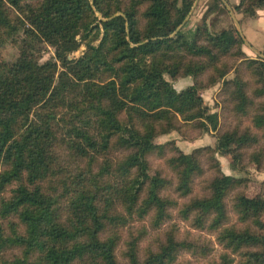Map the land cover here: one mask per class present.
Masks as SVG:
<instances>
[{
    "label": "trees",
    "instance_id": "1",
    "mask_svg": "<svg viewBox=\"0 0 264 264\" xmlns=\"http://www.w3.org/2000/svg\"><path fill=\"white\" fill-rule=\"evenodd\" d=\"M193 1L0 0V47L21 33L18 59L0 61V218L16 219L8 232L0 224V251L20 255L0 264H175L181 251L210 253L170 230L143 260L138 238L128 243L127 262L116 255L128 220L149 213L155 225L170 219L177 202L163 192L189 195L206 151L231 153L235 164L247 153L264 169V60L245 54L234 25L208 29L206 17L220 0L185 38L176 28ZM261 8L264 0L233 6L239 21ZM77 35L87 48L72 60ZM43 44L54 49L46 60ZM165 74L192 83L176 90ZM215 84L235 119L223 131L219 111H209L201 95ZM245 119L261 134L242 126ZM172 130L183 137L215 131V144L185 159L172 142L154 141ZM169 151L175 184L159 170L150 173L149 157ZM245 182L216 169L207 194L178 210L193 228L215 233L224 249L208 264H264V197L237 193L234 222L226 203Z\"/></svg>",
    "mask_w": 264,
    "mask_h": 264
},
{
    "label": "rangeland",
    "instance_id": "2",
    "mask_svg": "<svg viewBox=\"0 0 264 264\" xmlns=\"http://www.w3.org/2000/svg\"><path fill=\"white\" fill-rule=\"evenodd\" d=\"M221 1L222 0H220V2ZM223 1L226 2L227 0ZM220 2L216 7L217 9L221 8L219 5ZM214 3L215 1L213 0H194L190 13L186 17L183 25L176 28V30L181 29V34L185 38L191 39L195 33L197 25L199 24L207 10L206 9L203 12V9H201L199 12V7L201 8L203 4L204 6L207 5L209 7L212 6ZM216 8L206 17V23L210 31H220L221 26H223V24L226 27L232 25L231 23H229V20L225 21L224 19L220 21L219 19H215L217 18V16L218 18L221 17V15L222 18H225V16H227L224 10H217ZM96 14L98 17H100L99 13ZM12 15L14 17L18 16L22 18L19 12L15 9H12ZM227 21L228 24L226 23ZM174 33L175 30L170 35H173ZM20 36L21 33L14 35L11 39L7 40L0 47V61L4 63H12L18 59V41ZM75 40L78 42L77 48L70 51L68 56V58L72 60L82 55L87 48L86 39L84 37H82L81 35H77ZM53 50L54 49L51 46L43 44L41 60H46L50 58V56H53ZM164 76L168 81L172 83L173 87L176 90H180L192 83L191 77H184L183 80L186 81L181 83L178 81L179 79L172 80L167 74H165ZM219 87L220 84H215L214 86L208 87L201 91V95L204 104L209 111H219V131H223L232 128L235 123V119L231 111L229 110L230 104L227 102H223L224 97L219 96L217 94V90ZM221 106L223 107L220 108ZM247 125H249L250 129L253 132L258 133L259 135L261 134V130L253 127L252 124L245 119L242 123V126ZM187 134L188 137H183L178 131L172 130L168 133L158 135L154 139V141L156 143H165L168 141L172 142V145L176 146L182 152L183 157L185 159H188L189 154L192 152L193 149L197 147H213L215 144L217 133L215 131H210L208 133L199 134L197 133V131L188 130ZM261 143L262 140H260L259 145ZM246 150L248 149H245L243 152L245 153ZM173 154V151H169L164 157L151 155L149 157V160L151 174H154L157 170H159L162 175L167 176V178H170L175 184V175L166 162V158ZM200 158L204 172L201 176H198L194 179L192 192L189 195L183 197L178 196L172 188H168L163 192V194L165 193L169 197L175 199L177 202V206L170 209V219L164 221L163 223L155 225L152 222L151 213H149L147 216L144 215L139 219L128 220L127 225L125 227L120 228V241L116 250V255L119 261L127 262V257L124 255V252L127 250L128 243L133 238H138L136 248L138 250L137 252L139 259L143 260L149 250L155 251L157 249L159 244L164 241L165 232H168L170 230H174L176 237L179 240H193L194 242H198L202 245H208L210 252L209 254L202 256L197 253L191 254L185 251H181L175 264H208L210 261H218L219 254L224 251V249L219 246V244H217V242L215 241V233L193 228L190 225V221L183 219L178 210L191 197L202 196L204 194H207L206 186L208 184V181L216 173V169H218L222 173L230 174L237 178H244L246 181L245 185L233 189L226 199L229 214L231 216V221L234 222L236 220V217L231 212V204L232 199L237 193H244L246 196L249 197L255 195H261L262 197H264V169H257L253 163L248 162L247 153H245L244 157L239 162V164H235L231 153L212 154L211 152L206 151V153L200 156ZM261 219L264 221V214L261 216ZM10 220L16 221L15 218H0V224L5 229V232L9 231L8 221ZM19 255V250L15 248H9L0 251V259H11L14 256Z\"/></svg>",
    "mask_w": 264,
    "mask_h": 264
},
{
    "label": "crops",
    "instance_id": "3",
    "mask_svg": "<svg viewBox=\"0 0 264 264\" xmlns=\"http://www.w3.org/2000/svg\"><path fill=\"white\" fill-rule=\"evenodd\" d=\"M238 2V0H227L221 1L219 4L221 8L226 12L227 16L225 18L221 17L215 18L219 19L220 21L229 20V23L234 25L233 20H237L240 27L241 36L243 37V45L242 49L245 52L246 55L249 57H259L257 53H260L264 56V8H261L257 11V14L253 18H243L239 21V16L235 13L233 10V6ZM205 4V3H204ZM204 4L199 7V12L201 9H203V12L207 9V5L204 6ZM202 13V12H201ZM228 24V21L226 22ZM226 28V26L223 24L221 26V29ZM184 78L179 79L178 81L183 83L186 80H183Z\"/></svg>",
    "mask_w": 264,
    "mask_h": 264
},
{
    "label": "water",
    "instance_id": "4",
    "mask_svg": "<svg viewBox=\"0 0 264 264\" xmlns=\"http://www.w3.org/2000/svg\"><path fill=\"white\" fill-rule=\"evenodd\" d=\"M116 14H120V13L117 12ZM233 22H234V27H235V29H236V30L240 33V35H241L240 27H239V23H238V21L234 19ZM257 54H258V56H259L261 59L264 60V56H263V55H261L260 53H257Z\"/></svg>",
    "mask_w": 264,
    "mask_h": 264
}]
</instances>
